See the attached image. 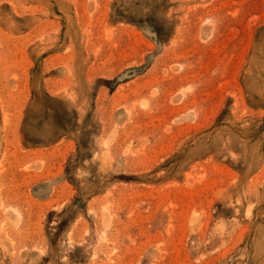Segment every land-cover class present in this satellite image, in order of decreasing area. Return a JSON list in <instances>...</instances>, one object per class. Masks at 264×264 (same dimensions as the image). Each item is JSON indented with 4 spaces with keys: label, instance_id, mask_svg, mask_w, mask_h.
<instances>
[{
    "label": "rangeland",
    "instance_id": "obj_1",
    "mask_svg": "<svg viewBox=\"0 0 264 264\" xmlns=\"http://www.w3.org/2000/svg\"><path fill=\"white\" fill-rule=\"evenodd\" d=\"M0 264H264V0H0Z\"/></svg>",
    "mask_w": 264,
    "mask_h": 264
}]
</instances>
